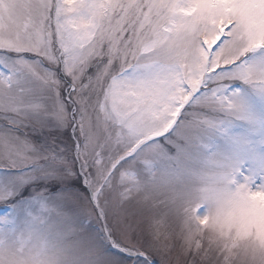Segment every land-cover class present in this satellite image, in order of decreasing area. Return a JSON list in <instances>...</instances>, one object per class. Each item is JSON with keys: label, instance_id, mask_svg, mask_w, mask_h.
<instances>
[{"label": "snow or ice", "instance_id": "obj_1", "mask_svg": "<svg viewBox=\"0 0 264 264\" xmlns=\"http://www.w3.org/2000/svg\"><path fill=\"white\" fill-rule=\"evenodd\" d=\"M0 264H264V0H0Z\"/></svg>", "mask_w": 264, "mask_h": 264}, {"label": "rangeland", "instance_id": "obj_2", "mask_svg": "<svg viewBox=\"0 0 264 264\" xmlns=\"http://www.w3.org/2000/svg\"><path fill=\"white\" fill-rule=\"evenodd\" d=\"M0 211H2V209H0Z\"/></svg>", "mask_w": 264, "mask_h": 264}]
</instances>
